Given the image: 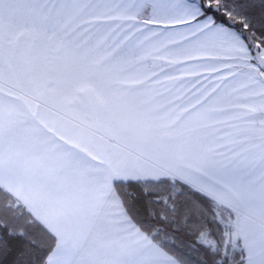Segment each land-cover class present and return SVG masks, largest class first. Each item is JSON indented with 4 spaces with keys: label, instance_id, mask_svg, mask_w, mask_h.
Masks as SVG:
<instances>
[{
    "label": "snow or ice",
    "instance_id": "obj_1",
    "mask_svg": "<svg viewBox=\"0 0 264 264\" xmlns=\"http://www.w3.org/2000/svg\"><path fill=\"white\" fill-rule=\"evenodd\" d=\"M0 264H264V0H0Z\"/></svg>",
    "mask_w": 264,
    "mask_h": 264
}]
</instances>
